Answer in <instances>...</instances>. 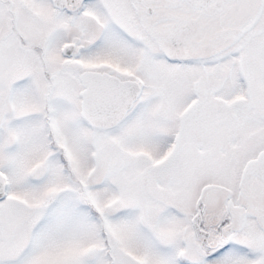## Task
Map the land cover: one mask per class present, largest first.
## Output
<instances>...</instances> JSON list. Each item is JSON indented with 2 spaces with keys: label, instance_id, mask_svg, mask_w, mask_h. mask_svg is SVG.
Masks as SVG:
<instances>
[{
  "label": "snow or ice",
  "instance_id": "snow-or-ice-1",
  "mask_svg": "<svg viewBox=\"0 0 264 264\" xmlns=\"http://www.w3.org/2000/svg\"><path fill=\"white\" fill-rule=\"evenodd\" d=\"M0 264H264V0H0Z\"/></svg>",
  "mask_w": 264,
  "mask_h": 264
}]
</instances>
